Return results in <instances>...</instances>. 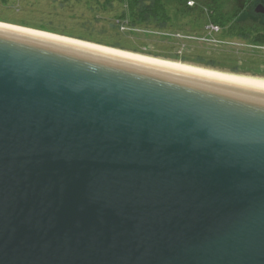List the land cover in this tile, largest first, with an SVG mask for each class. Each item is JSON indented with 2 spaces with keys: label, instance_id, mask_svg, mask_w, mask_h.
<instances>
[{
  "label": "water",
  "instance_id": "obj_1",
  "mask_svg": "<svg viewBox=\"0 0 264 264\" xmlns=\"http://www.w3.org/2000/svg\"><path fill=\"white\" fill-rule=\"evenodd\" d=\"M0 264H264V75L0 21Z\"/></svg>",
  "mask_w": 264,
  "mask_h": 264
},
{
  "label": "rangeland",
  "instance_id": "obj_2",
  "mask_svg": "<svg viewBox=\"0 0 264 264\" xmlns=\"http://www.w3.org/2000/svg\"><path fill=\"white\" fill-rule=\"evenodd\" d=\"M51 1L52 0H0V17L27 21L36 25L44 23L57 29L68 26L77 33L85 35L91 34L94 35V37H101L103 39L114 40V37L117 36L114 30L108 29L103 33L102 29L105 25L104 22L93 18V15L85 8L55 7L51 4ZM166 2L175 13L178 1L166 0ZM206 17L208 19V24H204L205 22L201 19L195 17L188 18L185 16L181 23L182 25L178 26L177 23L172 30H155L151 31L148 35L143 33H131L129 30H126L128 32H123L121 34L122 38H124L123 40H126L125 43L130 46L128 49H121L96 41L65 36L32 26L16 25L116 49L264 75L262 74L264 73V48H256L243 41L223 37V34H215L211 29L207 31L200 29L201 25H203V27L205 26L207 29L210 17L207 15ZM0 21L7 22L3 20ZM100 33L102 34L100 35ZM133 47H143V49L141 52H138L134 51ZM182 52L183 54L186 53V59L173 56L175 53L181 54ZM201 55L205 56V60L200 62L199 56ZM209 60L214 61L211 63Z\"/></svg>",
  "mask_w": 264,
  "mask_h": 264
},
{
  "label": "trees",
  "instance_id": "obj_3",
  "mask_svg": "<svg viewBox=\"0 0 264 264\" xmlns=\"http://www.w3.org/2000/svg\"><path fill=\"white\" fill-rule=\"evenodd\" d=\"M175 13L170 9L166 0H52L51 4L60 8H85L93 15V18L104 22L102 32L114 30L117 34L113 39H103L94 35H85L75 32L71 27L63 26L54 28L44 23L36 25L27 21H19L12 18L0 20L10 23L32 26L41 30L57 34L75 37L88 41H96L109 46L128 49L130 46L123 40V32L148 35L151 31L172 30L175 25H182L184 17L198 18L204 24L218 26L215 34H223V37L240 40L256 48H264V15L255 12V6L264 4V0H177ZM189 1H194L189 5ZM190 26V25H189ZM182 27V26H181ZM180 28V27H178ZM181 29V28H180ZM202 30H209L203 25ZM200 33V32H199ZM205 33V32H204ZM94 34V33H93ZM102 33H100L101 35ZM99 35V33H98ZM151 36V35H149ZM143 47H133L134 51L141 52ZM185 53V52H184ZM176 58L186 59V53H175ZM200 62L205 56H199ZM213 63L214 60H209ZM246 65V64H243ZM264 74V73H262Z\"/></svg>",
  "mask_w": 264,
  "mask_h": 264
},
{
  "label": "built area",
  "instance_id": "obj_4",
  "mask_svg": "<svg viewBox=\"0 0 264 264\" xmlns=\"http://www.w3.org/2000/svg\"><path fill=\"white\" fill-rule=\"evenodd\" d=\"M188 3H189V5H193L194 1H189ZM207 29L217 31L219 29V27L215 26L214 24H209V25H207Z\"/></svg>",
  "mask_w": 264,
  "mask_h": 264
}]
</instances>
